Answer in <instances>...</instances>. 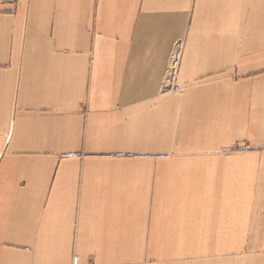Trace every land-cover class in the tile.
<instances>
[{
  "label": "crops",
  "instance_id": "crops-1",
  "mask_svg": "<svg viewBox=\"0 0 264 264\" xmlns=\"http://www.w3.org/2000/svg\"><path fill=\"white\" fill-rule=\"evenodd\" d=\"M0 264H264V0H0Z\"/></svg>",
  "mask_w": 264,
  "mask_h": 264
},
{
  "label": "rangeland",
  "instance_id": "rangeland-1",
  "mask_svg": "<svg viewBox=\"0 0 264 264\" xmlns=\"http://www.w3.org/2000/svg\"><path fill=\"white\" fill-rule=\"evenodd\" d=\"M175 251H176V253L175 254H177V251L179 252V255H183V249H175ZM248 255V254H251L249 251H246L245 250V252H243V254H241V255Z\"/></svg>",
  "mask_w": 264,
  "mask_h": 264
}]
</instances>
